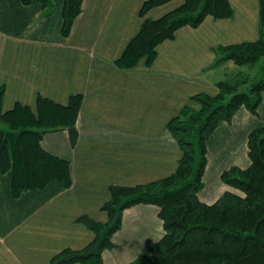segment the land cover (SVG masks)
I'll use <instances>...</instances> for the list:
<instances>
[{
	"label": "crops",
	"instance_id": "crops-1",
	"mask_svg": "<svg viewBox=\"0 0 264 264\" xmlns=\"http://www.w3.org/2000/svg\"><path fill=\"white\" fill-rule=\"evenodd\" d=\"M145 1L82 0L63 37V0H49L48 8L38 0H0L2 111L17 103L34 111L38 96L65 106L81 95L73 144L66 130L47 133L40 143L70 164V188L53 182L14 198L11 173L0 174V264H49L64 249H83L94 236L77 220L105 223L101 208L111 186H140L173 174L182 152L167 124L184 107L199 108L192 97L218 93L214 49L259 37V0H228L231 18L206 17L196 28L182 27L156 47L149 65L141 59L119 68ZM181 3L153 8L144 18L159 19ZM262 124L264 90L257 116L241 107L229 123L218 124L206 142L201 202L213 203L226 189L223 171L248 165L247 134ZM157 215L153 205L124 210L114 248L102 253L104 264H129L146 253L163 234Z\"/></svg>",
	"mask_w": 264,
	"mask_h": 264
},
{
	"label": "trees",
	"instance_id": "trees-1",
	"mask_svg": "<svg viewBox=\"0 0 264 264\" xmlns=\"http://www.w3.org/2000/svg\"><path fill=\"white\" fill-rule=\"evenodd\" d=\"M31 1L21 0L24 5ZM38 1L48 8L49 0ZM171 1L146 0L142 4L139 16L143 21L116 61L119 68H133L141 59L149 65L156 57V47L182 27L196 28L206 17L233 16L228 0H182L159 19L144 18L151 9ZM81 6L82 0H63V37L69 35ZM258 30L254 42L214 49L216 59L211 67L233 62L250 70L260 64L257 74L250 80V76L236 73L217 82L215 96L192 97L199 108L184 107L167 124L182 152L175 172L145 185L111 186L109 200L101 208L107 221L95 222L88 216L77 220L93 233L92 241L80 250H62L49 264H104L102 253L114 248L112 236L121 227L122 213L136 205L158 208L163 234L129 264H264V124L247 134L248 165L221 173L226 189L213 203L198 198L206 167V142L212 132L219 123H229L241 107L258 115L264 90V0H259ZM3 95L0 87V174L11 173L12 196L19 198L53 182L70 188V164L46 152L40 143L45 134L66 130L73 144L81 95L72 96L65 106L38 96L34 111L17 103L6 112L1 108Z\"/></svg>",
	"mask_w": 264,
	"mask_h": 264
},
{
	"label": "rangeland",
	"instance_id": "rangeland-1",
	"mask_svg": "<svg viewBox=\"0 0 264 264\" xmlns=\"http://www.w3.org/2000/svg\"><path fill=\"white\" fill-rule=\"evenodd\" d=\"M260 64L252 69H248L247 67H239L233 62H228L225 66L219 67L218 77L220 80H226L233 78L236 73H243V75L250 76V80L257 74Z\"/></svg>",
	"mask_w": 264,
	"mask_h": 264
}]
</instances>
